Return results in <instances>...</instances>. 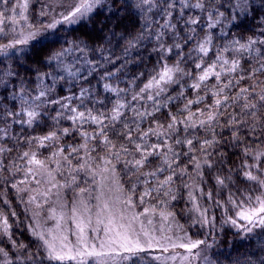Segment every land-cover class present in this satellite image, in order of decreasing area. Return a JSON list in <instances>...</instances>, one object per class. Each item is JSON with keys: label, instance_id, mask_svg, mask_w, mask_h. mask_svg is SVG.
<instances>
[{"label": "trees", "instance_id": "trees-1", "mask_svg": "<svg viewBox=\"0 0 264 264\" xmlns=\"http://www.w3.org/2000/svg\"><path fill=\"white\" fill-rule=\"evenodd\" d=\"M18 2L22 3L23 0H11L8 7L11 8L12 4ZM27 2L28 9L25 12L27 24L33 28L43 26L47 15L41 16L40 12L46 5V0H27ZM192 2L195 3L196 0H192ZM45 10L48 11V9ZM18 12L19 9L16 13L9 11L7 15L14 16L19 22ZM178 12L179 6H177V13L174 15H177ZM190 16L193 18L199 16V22L197 25L186 27L184 20ZM184 20L173 19L172 21L177 24L178 36L176 33L167 32L161 36L158 42L153 35L150 40L145 39L131 48L130 54L126 58H123L122 54L124 48L127 47L129 33L136 35L140 31L135 23L125 21L124 24L115 27L113 30L117 36L112 37L109 44L104 43L103 35L93 39L85 36V31H92L91 26L88 29L81 28L79 31L71 33L68 36L69 42L57 44L52 49L53 53L59 52L62 48H72L71 41L73 37L78 36L92 49H96L98 46L111 49L110 53L105 51L104 54L110 55L111 59L115 61L114 65L109 63L105 68L98 69L92 75H88L85 70L81 78L75 81L67 77L59 78L65 74L56 68L55 60L52 61L51 67H40L39 73H37L35 71L37 66L31 63H28L27 67L33 71L26 72L16 67L15 60L0 59L3 61L0 63V73L8 70L20 73L19 77H5L9 81L8 88L7 90L0 88V95H8L13 88L19 91L21 77L25 82V94L38 95L40 89L37 86L39 83L37 74L40 75L43 84L52 89L47 98H41L43 103L37 101L40 106L36 110L40 115L31 126L12 123L11 127L7 128V135L0 133V137H3L0 139V148L5 149L0 152V237L8 235L12 243L27 245L31 250L35 248V243L26 236L25 225L22 221L21 203L24 201L15 204V194L20 191L19 187L24 184L25 173L32 166L28 161L32 158L33 153L36 159L40 158L49 162L52 160L50 157L53 155V150L59 149L60 157L74 167H79L84 156L89 158L92 163L108 161L118 174L129 200L134 205L147 210L169 212L182 218L188 206L192 182L196 180L193 170L194 163L205 159L215 165L214 176L216 179L217 174L228 179L232 175H236V169L239 168L237 164L246 158L245 150L251 152L256 145L264 146V108L256 110V117L246 115V112L250 110L243 108L247 97L255 95L258 98L264 92V74L256 73L254 77H251L248 71L250 63L246 62L251 61L249 53H243V59H241L240 53L224 48L230 41L239 40L240 43H246L249 37L264 40V35L259 34L261 29H264V23L250 17L240 27H233L225 20L222 26L208 29L207 15L200 16L199 10L195 9L185 10ZM160 23H163V20H160ZM17 25L18 23L12 25L10 22L3 25L7 28V35L0 34V42L8 40L13 35L11 28H16ZM257 25L260 27H256ZM109 27L111 28V25ZM189 27L194 28L195 32L189 31ZM157 30L158 25L156 24L148 29L153 33ZM222 31L227 34L226 39L219 38ZM208 34L212 36L213 43L208 46L209 54L203 56L194 49L197 47L198 41H203ZM120 35H123L125 39L118 40ZM187 37L193 38L188 40ZM161 42L164 44V51L159 50ZM176 43L181 45V49L172 47ZM170 47H172V51L168 52L167 49ZM256 47L264 46L256 45ZM81 48H83L82 45ZM177 52H180L181 55L177 56ZM98 55V53L87 49L83 51L74 49L61 59L65 64L80 68V61L85 57L96 63ZM218 55L221 56V62L217 63L213 71L221 72L220 80L217 81L215 76H210L206 81L199 82L200 87H193L198 83V77L203 74V70L213 64ZM252 55H255V50L252 51ZM117 57L122 58L117 59ZM181 57H185L179 64L182 72L174 73L178 82L172 83L170 87L163 85L165 91L156 97L158 102H163L169 96H173V100L163 103L159 110H156L157 108H152L154 102L148 100L147 97L148 95L155 96L158 89L153 88L141 93L138 101L132 102L130 108L122 110L123 117L119 122L111 124L108 120L104 121L107 125L104 132L110 143H105L103 136L96 135L101 131L100 125L93 124L91 121L73 123L68 119L73 115L70 111L71 108H77L78 111H84L86 114L88 110H91L93 115H98L101 112L106 115L110 114L113 105L117 102V95L105 92L104 83L123 90L119 94L120 102L132 101V96L139 93L140 89L153 76H157L165 64L170 67L174 66ZM224 59H227L229 64L221 67ZM233 59L240 60L241 68L236 72L229 73L226 69L231 66ZM197 63L201 64L200 69L195 67ZM105 70L115 73V76L101 80L100 77ZM45 73L57 74L55 85H53L50 76H44ZM85 76L87 79L84 78ZM242 76L243 79H241ZM226 84L229 85L228 88H224ZM81 88L91 90L83 101L62 99L68 96L79 97ZM222 88L223 92L220 91ZM242 88L249 91L238 96ZM51 99L61 100V103L69 105V109L61 108L60 104L50 103ZM217 99L222 101L219 106L215 103ZM97 100H103L104 104L96 103ZM190 100L193 101L192 104L188 103ZM248 102L258 103V99H249ZM8 103L12 102L8 101ZM13 110H19L18 104ZM136 112H143L145 115L139 117ZM58 113H63V117L58 118ZM147 113H151V115ZM210 115L213 116L211 121L208 120ZM173 116L177 123L174 125V130H171L168 125L172 122ZM9 119L11 120V118ZM257 119L260 121L259 124L256 123ZM201 121L204 123L201 124ZM125 123L133 129L131 141L123 135L128 131L125 128ZM253 126H255V131L252 130ZM0 127L7 126L0 124ZM65 128L69 129L67 135L64 134ZM149 129H152L153 132L142 141L140 136L144 132H148ZM82 132L88 134L87 139L81 136ZM51 133H55V136L41 144L40 138ZM157 133L161 134L157 135ZM234 133L239 138L238 140L234 139ZM177 140L182 142L178 144ZM188 140L193 141L192 145L187 144ZM206 140L211 143L205 144ZM136 143H141L149 150H152L150 149L151 145H158L157 149L152 150L155 154L149 156L148 162L138 171L129 163L141 158L140 153L135 149ZM83 145L86 147H82ZM73 149L76 151L74 152ZM25 152L29 153L28 157L23 156ZM151 173H155V175H151ZM169 176L172 179L167 184L161 185V181L166 180ZM146 191L149 193L148 195H144ZM5 220L8 223L7 234L3 232ZM220 240V247L213 251L212 264H251L257 257H264V252L260 251L261 248H264V230L262 229L244 237L232 231L223 232ZM136 264L155 263L136 260Z\"/></svg>", "mask_w": 264, "mask_h": 264}, {"label": "snow or ice", "instance_id": "snow-or-ice-1", "mask_svg": "<svg viewBox=\"0 0 264 264\" xmlns=\"http://www.w3.org/2000/svg\"><path fill=\"white\" fill-rule=\"evenodd\" d=\"M54 2L61 3L62 0H54ZM11 4V0H0V34L7 35V28L3 25H7L9 22L12 25H16L18 21L14 16H8L9 11L16 13L19 9L18 15L20 21H24L27 24V17L25 12L28 9L27 0H23L22 3L18 2L17 4H12L11 8L8 6ZM177 6H179V12L177 15ZM47 5H45L40 12L41 16L48 15ZM199 10L200 16L207 15L208 29H215L217 26H222L225 20L228 21L233 27H240L244 25L245 20H248L250 17L264 23V0H196L195 3L192 0H76V2L71 5V7L66 11L58 14V18L54 16L52 21L42 27H36L34 30L28 31L26 34L24 32L19 33V38L14 39L13 42L0 45V58L3 59H13L16 61V67L23 69L26 72L33 71V69L27 67L28 63L36 65L35 71L39 73L40 67H51L52 61H56V68L65 75H61L59 78L64 79L65 77L70 78L75 81L81 78L84 71L87 70L88 75H92L97 72L100 68H105L109 63L115 64V61L111 59L110 55H105V51L111 52V49H105L104 47L98 46L96 49H92L90 45L80 37H73L71 43L72 48H62L59 52H52V49L57 44L68 43V36L71 33L79 31L81 28L88 29L91 26V32H84V35L89 39L100 38L103 35L104 43H111V38L117 36V33L113 30L115 27L124 24L125 21L129 23H135L138 25L140 31L136 35L129 33V38L127 40V47L124 48L123 58H126L130 53L129 50L141 41L145 39H151L155 35L157 41L159 42L161 36L167 32L176 33L177 24H174L173 19L180 21L184 20L185 10ZM51 11H55L54 8ZM200 17H189L187 20H184L186 27L191 25H197ZM160 20H163V23H160ZM115 21V23H113ZM153 24L158 25V30L153 33L148 31ZM111 25V28L109 27ZM29 28L32 26L27 25ZM68 26V27H65ZM256 27H260L257 25ZM11 31L16 33V28L12 27ZM189 31L195 32L194 28L189 27ZM230 31V30H229ZM254 31V30H253ZM63 33V34H62ZM260 35H264V29H261ZM193 37H187L188 40H191ZM219 38H227V34L223 31L220 33ZM119 39H125L123 35L118 37ZM213 43L212 36L210 34L206 35L203 41H198L197 47L194 49L197 53L207 56L209 54L210 48L208 47ZM81 45L83 48H81ZM256 45L264 46V40H257L249 37L246 43H240L239 40L230 41L224 46L225 50H232L236 53L241 54V59H243V53H249L251 56V61H246L250 63L249 74L251 77H254L256 73L264 74V47L257 48ZM20 46V47H18ZM172 47L176 49H181L179 43L174 44ZM172 47L168 48L167 51L171 52ZM74 49L83 51L87 49L88 51H94L98 53L97 62L93 63L92 60L85 57L81 63L80 68H74L71 64H65L61 59L67 53H70ZM159 50L164 51V44L161 42L159 45ZM255 50V55H252V51ZM177 56H180L181 53L177 52ZM191 55V53H189ZM122 57H117L121 59ZM185 57H181L180 60L174 66H168L165 64L163 70L158 73L157 76H153L152 79L140 89V92L132 96V101L120 102L119 94L121 89L113 88L109 83L103 84V89L105 92H112L117 95V102L113 105L110 114L106 115L101 112L98 115H93L91 110H88L87 114L84 111H78L77 108H71L70 111L73 115L69 116L73 123L87 122L91 121L93 124L101 126V131L96 133L98 136L104 137L105 143H110L107 134L104 132V128L107 125L104 123L105 120H108L109 123L115 124L119 122L123 117V109L130 108L132 102L138 101L140 99V94L145 93L148 90L157 88L155 96L148 95V100L153 101L158 104L156 97H159L164 91L165 88L162 85H167L171 83H177L178 81L174 77V73L182 72V69L179 67V64ZM79 59V58H77ZM3 61L0 60V63ZM221 62V56L216 57V61L213 62L208 68L203 70V74L198 77V83L194 84L193 87H200L199 82L206 81L210 76H215L216 80L219 81L221 77V72L213 71L216 68L217 63ZM75 63V61H74ZM229 61L224 59L222 61L221 67L228 65ZM197 69H200L201 64L197 63L195 65ZM241 68L240 60L233 59L231 61V66L226 69L227 72L233 73ZM119 71V69H118ZM187 75V73H185ZM20 73L14 70H8L6 72L0 73V88L7 90L9 81L5 77H19ZM45 77H51L53 85L57 82V74L54 73H45ZM115 76V73L105 70L104 74L100 77L101 80H107ZM87 79V77H84ZM244 77L242 76L241 79ZM37 80L39 94L36 96H31L30 94L26 95V88L24 78H20V89L17 91L15 88L8 95H0V124L6 125L7 127H0V133L7 135V128L11 127L12 123L16 124H26L31 126V124L37 119L40 113L36 110L40 105L37 104V101L43 103L41 100L42 97L47 98L48 94L52 91L47 85L43 84V80L40 75L37 74ZM229 85H224V88H228ZM221 92L224 89H220ZM248 89H240L239 95L247 93ZM91 90L87 88L80 89V96H68L63 97L64 100H73L80 99L83 101L85 97L90 94ZM171 99V97H169ZM227 99V98H226ZM249 99H258V103H249ZM8 101L12 103L9 104ZM52 104H60L61 108L69 109V105L66 103H61V100L51 99L49 101ZM235 102V101H234ZM96 103L103 105V100H97ZM189 104H192L193 101H189ZM216 105L219 106L222 104V101L217 99L215 101ZM19 106V110H13L16 106ZM243 108L250 110L246 112V115L251 117L257 116V109L264 108V92H262L258 98L255 95H250L246 98ZM156 110H159L157 108ZM133 111H135L133 109ZM151 115V113H147ZM136 115L143 117L145 113L136 112ZM58 118L63 117V113L57 114ZM11 118V120L9 119ZM213 116L210 115L208 120L211 121ZM177 123L176 118L172 117V122L168 125V128L174 130V125ZM183 123V122H182ZM204 121H201L203 124ZM257 124L260 123L259 119L256 121ZM125 128L128 129L125 135L127 139L132 140V131L133 129L128 127V124L125 123ZM253 131H255V126H253ZM152 129H149L148 132H144L140 139L143 141L147 137ZM64 134H69V129H64ZM161 133H157L160 135ZM55 136V133H51L40 138V143L43 144L44 141L51 140ZM81 136L88 138L87 133H81ZM3 137H0L2 139ZM234 139L238 140L239 138L235 136ZM182 141L177 140L176 143H181ZM193 141L188 140L187 144L192 145ZM205 144H210V141H204ZM82 147H86L83 145ZM158 148V145L153 144L150 146V149L155 150ZM135 149L140 153L141 158L134 161H130L137 171L148 162V157L154 155V151L149 150L141 143L135 144ZM5 151V149L0 148V152ZM75 152L76 149H73ZM127 151V149H125ZM171 151V148H169ZM245 156L249 155L248 150H245ZM24 157H28L29 153L25 152ZM253 159L255 163L245 164L243 167L250 169L243 173L244 179L252 182L254 185H258L260 189L264 190V174L260 173V164H264V152L257 153ZM30 164L42 165V161H39L35 158V154H32V158L28 161ZM212 165H209L211 167ZM83 167V165H81ZM199 167V164H197ZM255 169V173L251 170ZM155 175V173H151ZM75 178H73L74 180ZM172 179L169 176L166 180L161 181V185L167 184ZM217 183L221 186L224 185V179L217 177ZM83 191V189L81 190ZM146 191L144 195H148ZM167 195V193H165ZM211 196V193H209ZM175 199V197H173ZM143 202V201H142ZM230 203L237 206L239 211L236 212L235 217H230L225 220L226 224H231L234 228L244 232L252 233L254 228H260L264 230V191H261L260 195H256L254 200L249 194L244 196L243 201H236L230 198ZM247 203V207H245ZM75 212V209H73ZM147 211V210H146ZM199 211V209H197ZM163 215V213H161ZM167 219V217H165ZM151 223V221H149ZM203 223L207 224L209 221L205 218ZM123 228L124 226L121 225ZM131 225L128 226L130 228ZM80 235L78 239V246H69L64 244L60 249L46 240L43 235L36 234L37 238L42 241V244L36 246V251L33 252L31 248L27 245L17 244L13 242L11 250H5V247H0V255L3 256V260H0V264H45V261H48L49 264L52 261L60 262L63 264L64 261H76V264H93L94 260H98L100 257H121L123 260H130L131 264H136V260L139 257L140 253H145L150 250H157L162 252H168L169 248L166 246H161L159 242L153 243L154 238H150L146 246L142 243L139 238L132 240L129 237L128 230L125 229L123 233L117 232L115 237L109 238L107 241H101L99 247L101 249L107 248L109 251H97L96 246L89 245L87 239L84 235V226L82 223L77 224ZM3 232L7 234L8 232V223L7 220L3 222ZM145 236L148 235L147 232L144 233ZM4 241L0 240V244H3ZM201 245H206L205 240H195L187 241L184 243H171L170 247L175 249L177 247L182 248L191 256L192 259H197L200 257L201 253L199 251L193 252L195 249H199ZM208 248H212L211 244L206 245ZM126 255H122L121 251ZM261 252H264V248L260 249ZM189 256L181 257L182 260H188ZM11 257V258H10ZM173 256L171 259H175ZM153 259H166L163 257H153ZM205 264H212V261L204 257ZM251 264H264V257H257L255 261H252Z\"/></svg>", "mask_w": 264, "mask_h": 264}, {"label": "rangeland", "instance_id": "rangeland-1", "mask_svg": "<svg viewBox=\"0 0 264 264\" xmlns=\"http://www.w3.org/2000/svg\"><path fill=\"white\" fill-rule=\"evenodd\" d=\"M75 2L76 0H62L61 4L54 0H46L49 14L44 25L50 23L54 16L58 18L59 13L66 12ZM52 8L55 11H51ZM27 25L24 21H19L16 33H13L8 40L0 42V45L13 42L14 39L19 38L20 32L26 34L35 29ZM171 84L165 86L170 87ZM169 97L156 105L153 103L152 108H160L163 103L173 100V96L171 99ZM261 152H264V146L253 147L249 155L237 164L239 168L236 169V175L224 179L225 177L221 174H217L224 179L223 186L217 183L213 163L205 159L194 163L196 180L192 182V188H189L188 206L182 218L169 212L147 210L134 205L129 200L118 174L108 161L92 163L84 156L79 167H74L60 157L59 149L53 150V155L50 157L52 160L49 162L39 158L37 160L42 161V165L32 164L31 168L27 169L26 177L23 178L24 184L15 194V204L24 201L21 203L22 221L26 236L35 243L33 252L36 251L38 244L43 243L36 234L43 235L57 249L64 244L78 246L80 232L77 224L82 223L87 243L96 246L97 251H109L107 246L103 249L99 247L101 241H107L115 237L117 232L123 233L127 229L133 241L139 238L146 246L147 241L154 238V245L159 242L161 246L169 248L168 252L150 250L140 253L137 259L139 261L155 264H205L204 257L212 261L213 251L220 247L223 232L232 231L244 237L260 230V228H254L252 233H244L231 224H226L225 220L235 217L236 212L239 211L237 206L229 202L230 198L240 202L243 201L244 196L250 194L254 200L256 195L264 191L258 185L245 180L243 176L245 171L250 170L243 165L255 163L253 157ZM209 165L212 166L209 167ZM259 168L260 173L264 174V164H260ZM251 170L256 174L255 169ZM244 206L247 207V203ZM205 218L209 223H203ZM121 225L124 227L122 228ZM129 225H131L130 228H128ZM145 232L148 233L147 236L144 235ZM0 240L4 241L0 247H5V250L12 249L13 243L8 235H2ZM189 240H205L206 245L211 244L212 248L201 245L199 249L193 250V252L199 251L200 257L192 259L184 249L170 247L171 243L178 244ZM120 251L122 255H126L122 250ZM157 256L166 259H153ZM173 256L176 258L171 259ZM183 256H189V259L182 260ZM3 259L0 255V260ZM45 263L49 264L48 261ZM130 263V260L111 255L93 261V264ZM50 264H60V262L52 261ZM63 264H76V261H64Z\"/></svg>", "mask_w": 264, "mask_h": 264}]
</instances>
